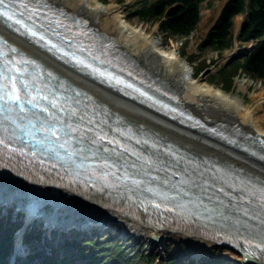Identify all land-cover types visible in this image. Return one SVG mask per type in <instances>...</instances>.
Wrapping results in <instances>:
<instances>
[{
  "label": "bare ground",
  "instance_id": "obj_1",
  "mask_svg": "<svg viewBox=\"0 0 264 264\" xmlns=\"http://www.w3.org/2000/svg\"><path fill=\"white\" fill-rule=\"evenodd\" d=\"M43 1L56 5L58 3L62 4L76 14L85 17L95 27V31L98 33L96 37H103V33L112 36L115 46L119 47L120 50H124L128 56L141 64L138 69L140 73H146L143 75L146 83L157 84L160 81L161 90L171 89L178 92L180 101L188 106V109L184 110L186 115L184 114V117L164 115L143 102L126 96L119 90L103 84L101 82L103 76L99 71L94 69L93 71L90 70V73L81 72L36 46L33 44L32 39L17 33L1 20L0 33L19 48L32 53L35 57L68 77L70 81H63V83L67 86L74 83L79 87L84 92L79 91V96L92 93L113 110L157 131L161 136L153 134L150 145L153 142L157 148H160L161 142L159 141L165 142V139H168L173 145L178 142L184 144L185 147H182V149L187 152L195 149L228 162L226 164L220 163L222 169L220 172L223 174L214 178L212 181L213 187L222 189L226 186H232L233 189L231 190L235 196L242 197L239 200L242 201L248 196H253L251 201L254 207L263 205L261 201L259 203L257 194L264 196V162L234 148L213 135L200 123L195 122L196 119L202 118L211 126L215 125L213 124V119L223 118L225 122L228 121L229 125L240 127L244 132H250L252 137H248L247 140L256 142L258 138L257 142L260 143V140H264L263 115L257 111L258 103L262 101L261 98L255 100L254 105H246L235 94L227 93L220 87L211 85L205 78H195L193 76V67L187 62L185 57L176 49H166L162 41L154 36V32L147 31L142 25H135L127 21L115 4H103L99 0ZM13 5L17 8L22 7L21 3H13ZM103 18L106 20L105 23H103ZM49 21L54 24L53 18L50 17ZM107 47H110V45L102 46L104 50ZM99 48L101 47L99 46ZM103 52L105 53V51ZM89 67L91 66L89 65ZM98 75L100 77L99 80L93 78ZM242 87L246 88L244 85ZM162 94L166 96L164 92ZM252 97L256 99V95H252ZM52 99L55 100L56 104V97L54 96ZM50 100L49 107H51ZM4 102L15 106L10 97L5 98ZM144 144L145 146L148 145V143H143V146ZM155 158L159 159L158 156ZM172 168L178 173L184 172L182 171L183 167L179 163H175ZM119 172L122 175L124 173L121 170ZM125 190L117 193L113 191L98 193L94 196L95 198L90 199L87 197L85 200L83 199L84 195L76 188H68L51 180L50 182L38 181L37 178L24 177L0 167V200L18 202V205L14 204L13 207H19L21 210L26 209L29 216H36L35 218H37L41 215L47 224L46 228L49 233L51 230H55L53 224L60 221V216L71 217V220H67V224L71 229L75 230H78L81 225L73 217L78 220L92 217L90 219H93L95 224L99 222L101 225L112 223L122 225L123 230L127 234L132 235L137 240L144 239L150 248L158 252L162 251L164 241L172 238L175 241L184 242L187 249L183 248L185 252L186 250L189 252V254L187 252L186 254L193 260V264H201L206 262V260H210V254H205L210 251L207 249L216 240L205 236L197 230H190L189 225L186 223L196 224L197 229H204L206 219H200L196 214L187 216L186 213H189L188 211L191 209L186 207L185 210H181V213L173 212V216H170L172 213L170 212L166 219L172 224H167L164 219L155 217V212L141 210L137 203L127 199L128 190L124 192ZM130 191L133 192L132 190ZM250 205L253 208L251 203L247 206L250 207ZM202 209L220 214L211 207ZM235 214L240 219L244 217L240 211H236ZM177 218L179 219L172 221ZM244 220L242 221L244 222ZM67 224L65 223V225ZM262 224L264 226V222ZM226 225L224 222L213 224L211 225L213 226L212 232L223 235V239L231 237L233 239L237 238L236 241H240V239L244 240L247 238L249 242L254 240V238L249 237L245 233L248 230L247 227H250L252 233L256 236L255 241L259 247H256L255 251H253L245 247L236 248L230 245L238 247L243 245L245 241H241V245L236 244L238 242L229 243L227 240L221 244L237 250L241 257L248 253L249 259L245 260L243 257L242 264H254L253 259L257 261V264H264V228L260 227V229H257L249 221L243 223L244 229L239 226L229 227ZM83 228L82 225L79 230L82 231ZM65 233L67 234L64 237L66 239L71 232L66 230ZM80 234L83 235L82 232ZM214 234L212 235L215 236ZM56 235L61 236L60 231ZM22 240L24 241L25 238ZM244 249H246L245 251L251 250L252 254L245 252ZM164 257L161 258L160 255H157L160 263L164 261ZM250 258L253 259L250 260ZM228 261L230 263L234 262L232 260Z\"/></svg>",
  "mask_w": 264,
  "mask_h": 264
},
{
  "label": "trees",
  "instance_id": "obj_2",
  "mask_svg": "<svg viewBox=\"0 0 264 264\" xmlns=\"http://www.w3.org/2000/svg\"><path fill=\"white\" fill-rule=\"evenodd\" d=\"M201 1L203 0H136L134 13L140 18L160 20L159 27L168 37H188L200 20ZM238 14L245 16L237 34L239 45L243 46V42H253L250 48L228 59L216 71L224 82V88L230 86L231 76L238 70V73L252 79L264 80V0H228L223 5L217 22L209 29L206 39L199 46L203 44L218 54L232 46L233 20ZM210 62L215 61L212 59ZM207 64L206 61L202 62L200 68L206 67ZM3 222L0 218V258L6 256L11 244V233L7 231L10 227H4ZM65 246L74 252V258L57 257L54 251L50 256L47 255L43 264H75L72 263L74 259H79L83 264H144L145 259L143 254L129 256L124 253L123 246L110 235L103 238L94 236L87 240L66 239ZM142 257L144 259H141ZM210 257V260L201 264H221L220 256ZM148 258L147 264H153L156 256L151 255ZM165 259L167 263L161 261V264H193L184 248L174 253L168 250ZM234 262L242 264L239 261Z\"/></svg>",
  "mask_w": 264,
  "mask_h": 264
},
{
  "label": "water",
  "instance_id": "obj_3",
  "mask_svg": "<svg viewBox=\"0 0 264 264\" xmlns=\"http://www.w3.org/2000/svg\"><path fill=\"white\" fill-rule=\"evenodd\" d=\"M246 48L247 47L239 48V50H244ZM20 49H18V50L20 51ZM28 53L29 52H27V54ZM23 54L27 55L26 53H23ZM29 54H31V53H29ZM27 56H29V55H27ZM34 62L35 63H32V62L31 63L34 66L39 65V68L41 67V70L47 74L46 78H49L51 80V83L54 85L55 88L57 87L59 89L64 90V88L66 87V84H64L63 81H67V80L70 81L69 78L62 75L58 71H56L55 69L50 67L48 64H46L42 60L37 59V61H34ZM41 62L45 66L51 68L54 71V73L51 71H45V67L41 64ZM209 70H210V68H207L205 70V72L207 73ZM59 84H61V85H59ZM73 84L74 83H72V85ZM169 90L171 92H173V90H171V89H169ZM158 92H160V91H158ZM66 93H68V92H66ZM68 95H70V94H68ZM91 95H92L91 98L95 102L100 101V99L96 98V96L93 95L92 93H91ZM167 96H169V95H167ZM163 100L166 101L165 98ZM101 102H103V101H101ZM182 106L185 107L186 109H188L187 108L188 106H186V105H182ZM108 111L118 121L125 123V126L123 127V129L121 131L115 129L112 131V133H114L115 135H118L119 138L121 136L123 139V142H125L127 144H128V140H130V138H135L138 136V134L135 133L137 131H139L141 133L143 131H145L144 134L149 135V137L153 136V134H159L157 131L152 130L151 127L146 126L141 122L131 120L128 117H125L124 115L120 114L119 112L113 110L112 108H110V109L108 108ZM164 112L168 116L171 114L169 111H166V110ZM220 119H223V118H220ZM195 122L200 123L204 127H208V129L215 132L216 135H218V137H220L219 139H221L224 142H227L230 145L235 146V144H232V142L234 143L236 141V138H234L233 135L230 133L232 131H231L230 125L228 124V121L227 122H225V121L219 122L218 126L215 127L217 129H215L214 127L211 128L210 125H208V123H206L202 118L196 119ZM108 134H110V133H108ZM235 135L241 136L243 138L245 136L246 137H252L251 134H244L243 135L242 133H236ZM22 139H24V138H22ZM144 139H147V138L144 137ZM162 139H163V137H162ZM233 140H235V141H233ZM105 141L109 142L107 137L105 138ZM260 141H261V144L263 147L262 149H264V140H260ZM24 142L27 143L28 147L31 148V146H33V148H35V149L31 148L33 151H30L28 149L26 150L27 145H24V144H23L24 148H22V149L13 148L12 146H10L9 144H6V143L4 144V146L2 145V147H0V167L6 169L8 171H13L16 174L20 175L21 174V168L26 169L27 171H28V168H30V167H27L25 164L32 163L31 162L32 158H37V157L43 155L42 154L43 151L36 148V145L32 144L30 139L26 138V140ZM146 142L150 143V141H146ZM160 142L163 143L162 140ZM250 142H252V141H250ZM127 144L123 145L124 149H128ZM237 144H239L243 148L241 150L247 152L249 155H251L253 157L259 158L262 161H264V150H262L261 153L259 154L257 152H254L253 150H250V149L248 150V147L245 144H240V143H237ZM173 146H175V150H174L175 154L174 155L176 157L173 160V163H196V164L197 163H200V164L206 163V164H209V166H213L212 168H209V169H214V170H212V172H211V175H212L211 177L208 176V177L202 178L201 180H198L199 181L197 183L198 187L196 186V187L192 188L191 190H187V191H185V189H183V191L185 192V199L180 200V201L175 200L174 202H171L170 205L173 204L174 207L173 208L170 207V208L176 209V211H180V210H185L186 207L187 208L191 207L193 209L189 210L188 211L189 213L185 212L187 216L192 215V214H196V216L201 217L202 219H206L204 229H202V228L197 229L196 224L186 222L189 225L190 230H197L200 233H203L205 236L216 240V242L219 244H221L225 240H227V241H229V243L230 242L231 243L232 242L233 243L238 242L236 244L241 245V241H245V243L243 245L238 246V247L234 246L232 244H230V245L232 247H236V248L245 247L247 249H251V250L255 251V248L258 247V243L255 241L256 236L254 233H252L250 227H247L248 230L246 231V233L249 237L254 238V240L248 242L247 238L244 240L240 239V241H236L237 238L233 239L231 237L227 238V239L226 238L223 239V235L214 234L212 232L213 226H211V225H213V224L216 225L219 222H222V223L224 222L227 224L226 226H229V227H232V226L238 227L239 226L240 228L244 229L243 223H246L249 221L251 224H254L255 227H258L257 229H260V227L264 228V226L262 224V222H264V220H263L264 219V196L260 195L259 193L257 194L259 197L258 198L259 203L261 201V203H263V205L262 206L260 205V207H254V204L251 201L253 199V196H248V198L241 201L239 199H241L242 197H239L237 195L235 196L234 192H232V190H231V189H233L232 186H226L222 189L214 188L212 186V181L214 180V178L219 177L222 174V172H220V170L222 171V169L220 167V163L226 164L228 162L222 161L221 159H219L213 155L201 152L199 150L191 149V148H190L191 150H189V152H190L189 153V152L185 151L184 149H182V147L184 148L185 145L180 143V142H178L176 145H173ZM8 147L10 148L11 151L9 150ZM18 147L19 148L22 147V144H19ZM49 149H51V148H49ZM22 150H24V151H22ZM109 150H111V148H109ZM115 150L117 153H122V152H120V150L118 148H115ZM64 154L66 155V153H64ZM66 156L68 157V154ZM48 157L51 158V156L49 154L43 155L42 159H45ZM153 157L155 158V156H153ZM56 159L58 160V163H55V160L53 158H51V163H54L55 166L58 164H62V166L65 165L64 163H62L60 158L56 157ZM51 163H50V167L54 165ZM139 163H141V162H139ZM147 163H149V162H147ZM40 164L41 163H39L38 165H40ZM68 166H70V165H68ZM141 166H143V165H141ZM65 169H66V167H65ZM26 170H24V171H26ZM32 171H33V173L31 174V177L29 176L28 178H37L38 181L50 182L51 176H54V177L57 176V174L55 172L51 171L48 167H45V166H41L40 168H38L37 166H34ZM55 183L62 185V186H65V187H68V188H74L72 185H70L68 183H57V182H55ZM138 190H140V189L135 188V190H133V194H135V191L139 192ZM227 191H229V192H227ZM87 194L84 193L83 199L86 200L87 197L90 198V195L89 194L87 195ZM134 202L138 204L139 200L135 199ZM249 203L252 204L253 208L251 207V205H250V207L247 206ZM167 207H169V206H163V207L161 206L160 208L162 210H164ZM207 207H211V208L215 209L220 214L212 213V212L208 211L207 209H205V210L202 209V208H207ZM146 211L148 212V210H146ZM194 211H195V213H194ZM236 211H238V212L240 211V213H242L244 215L243 219H237L236 218V216H235ZM163 212L165 213L164 215H169V213H170L169 210H167V211L164 210ZM171 212H174V211L171 210ZM245 213H247V215ZM150 214H152V213H150ZM172 214L173 213H171L170 215L173 216ZM216 215H219V216H216ZM254 215H256V216H254ZM154 216L159 218V216H157V215H154ZM178 219L179 218L173 219L172 221H176ZM244 219L247 221H245ZM164 220L167 222V224L168 223L172 224L171 222L167 221V219H164ZM242 220H244V222ZM207 229H208V231H207ZM212 234H214L215 236H213ZM245 250L246 249H244V251ZM251 250H249V251L247 250L245 252H249L252 254ZM248 256H249V254L245 253L244 256H242V257H244L245 260L246 259L248 260L249 259ZM252 259L253 258H250V260H252ZM253 261H254V264H257V261H255V259H253Z\"/></svg>",
  "mask_w": 264,
  "mask_h": 264
},
{
  "label": "rangeland",
  "instance_id": "obj_4",
  "mask_svg": "<svg viewBox=\"0 0 264 264\" xmlns=\"http://www.w3.org/2000/svg\"><path fill=\"white\" fill-rule=\"evenodd\" d=\"M99 1L103 4H111V3L115 4L119 8V10L122 12V15L126 18L127 21L135 25H142L147 29V31L154 32V36L162 41V44L164 45L166 49H176L183 57L187 59V62L193 67V76L195 78H198V77L205 78L207 82L210 83L211 85L215 87H220V88L222 87L221 89H223L227 93L235 94L246 105H254L255 100H257L258 98H261L262 101H259L257 111L259 112V114L263 115L262 125L264 126V80L252 79L243 73H238L240 72V70H238V72H235L231 76L232 81L230 83V86H228V88L227 86H225V88H227V90H225L223 86L224 82L221 81L219 74L216 73V71L220 68L221 64H223L228 58H230L232 53H234L235 55L239 53V51H237L238 43H239L237 39H235L232 46L228 47L227 49L222 50L221 53L219 54L217 51L212 50L210 47L203 46V44L199 46L202 43V41L206 39L209 29H211L213 25L217 22L219 11L225 4L226 0H203L201 1L200 20L196 28L190 32L188 37H181V38L176 37V36L168 37V35L165 34V32H163L162 29L159 27L160 20H154V19L152 20V18L144 19V18L138 17L134 13L136 0H99ZM241 15L238 14L237 16H235L233 20V26H232L233 34L238 32L239 25L241 23V19H240ZM105 21L106 20L103 18V23H105ZM252 42L253 41L243 42L242 45L247 47L248 49L251 47ZM212 59L215 61L214 63L210 62ZM204 61H206V63H208L209 65L207 64L206 67L200 68V66L202 65V62ZM207 68H210V70L206 73L205 70ZM242 85L246 86V88H243ZM252 95H256V99H254ZM233 147L236 149H239L238 147H235V146ZM239 150L245 153V151L241 149ZM5 202L8 204L18 203L16 201L14 202V201H7V200H5ZM7 209H9V211H12L11 207L6 206L5 203H2L0 205V217L6 215L5 211ZM73 218L77 220L76 217H73ZM89 218H92V217H89ZM12 219H13V213H11L10 222H12ZM59 220L61 224H65L67 223V220H71V217L60 216ZM31 223L33 226H37L39 224V225H43L44 227V221L41 215L33 219ZM100 227L101 226L97 224L91 225L89 226V229H90L89 232H87L86 234L88 235L90 232H95L94 236H98L102 238L106 235H110L113 240L119 241V243L123 246L124 253H127L129 256H134V255L140 256L143 254V256H145V259L143 257L141 259H144V264H147V260L149 259L148 257L151 255H155V256L160 255V257L163 258L165 254H167L168 250L174 253L183 247L187 249V246L184 244L183 241L182 242L175 241L172 238H169L166 241H164L162 251L158 252L150 248L144 239L137 240L132 235L127 234L123 230L122 225L120 224L112 223V224H106L105 226L101 228ZM58 231L59 230L56 229V230H51L50 233L44 232L45 234L43 235V238L45 239V243L47 244L48 248L51 249L53 252L58 250L59 252L63 254V256L65 255V256L74 258L72 256L74 252H71L72 250L67 248L63 242L64 241L63 239H65L64 237L67 234L65 232L60 231V234L61 233H64V234H61V236H57L56 233ZM84 232L82 234L86 235L84 234ZM17 233L18 232L13 233L14 234L13 242L15 240V242L18 243ZM53 243L55 244L52 245ZM23 249H24V253L27 252L28 251L27 245H24ZM207 250H210V251L205 255H208V254H210V256L218 255L221 257V263L223 264H234V262L230 263L228 260L239 261L242 263L243 257H241V255L237 252V250L233 248L225 247L217 243L216 241ZM44 252H45V249L41 248V253L43 254ZM186 252L189 254L187 250ZM61 253H59V255ZM59 255H57V257ZM195 258H199V257H195ZM139 262L142 263L141 261H138V263ZM165 263H167V261H165ZM156 264H161V263L156 262Z\"/></svg>",
  "mask_w": 264,
  "mask_h": 264
},
{
  "label": "snow or ice",
  "instance_id": "obj_5",
  "mask_svg": "<svg viewBox=\"0 0 264 264\" xmlns=\"http://www.w3.org/2000/svg\"><path fill=\"white\" fill-rule=\"evenodd\" d=\"M5 8V0H0V16L6 15V12L4 11ZM8 18L12 19V16H9ZM17 23H19L18 20ZM33 35H35V33H33ZM0 99H2V97H0ZM10 99L12 102L18 103L21 98L20 96H11ZM43 99L46 100L47 97L45 96L43 97ZM29 103H31V101H29ZM51 107L56 108L57 105L55 103H52ZM0 111H3V109H0ZM21 111H23L22 107ZM41 111H47V109L42 108ZM73 120L76 121L75 127L72 123ZM86 121L87 123L85 124ZM82 124L85 126L80 127V125ZM32 127L35 128L34 125ZM36 131H41L42 133H44L42 139L48 140L49 142L52 141V138H55L58 141L60 138L58 133L64 134L66 136H72L73 134H76L74 137L76 140V145L82 154H84L86 157L91 156L103 160L104 166L115 168L117 172L123 170L125 173H129V170L136 169L139 163V158H137V160L129 162V160L124 156L123 153H117L114 148L112 150H109L103 147L104 137L99 133L92 135V121L87 120V117L84 115L78 116L77 112L75 111L69 112L68 116L65 118L61 119L57 117L56 123H50L47 126L42 125L41 128L36 129ZM0 143H3V141H0ZM59 147L64 148V144H60ZM111 174L115 176L116 172H112ZM185 177L186 179L180 181L182 185H196L197 181L200 179V174H198L196 170H193L190 173L186 171ZM127 178L128 177L126 176V179ZM133 182L136 183L135 181ZM245 214L247 215V213Z\"/></svg>",
  "mask_w": 264,
  "mask_h": 264
}]
</instances>
